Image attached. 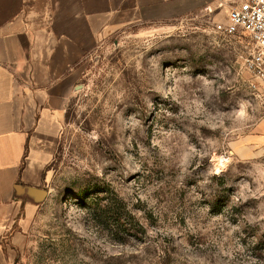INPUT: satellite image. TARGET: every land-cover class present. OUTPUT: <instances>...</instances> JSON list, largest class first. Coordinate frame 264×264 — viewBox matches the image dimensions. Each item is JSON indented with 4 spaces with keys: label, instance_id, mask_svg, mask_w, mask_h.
<instances>
[{
    "label": "rangeland",
    "instance_id": "rangeland-1",
    "mask_svg": "<svg viewBox=\"0 0 264 264\" xmlns=\"http://www.w3.org/2000/svg\"><path fill=\"white\" fill-rule=\"evenodd\" d=\"M228 11L120 27L82 59L18 264H264V82L250 39L216 33Z\"/></svg>",
    "mask_w": 264,
    "mask_h": 264
},
{
    "label": "crops",
    "instance_id": "crops-1",
    "mask_svg": "<svg viewBox=\"0 0 264 264\" xmlns=\"http://www.w3.org/2000/svg\"><path fill=\"white\" fill-rule=\"evenodd\" d=\"M234 1L243 0H0V264H18L27 233L16 224L49 196L82 59L120 27Z\"/></svg>",
    "mask_w": 264,
    "mask_h": 264
},
{
    "label": "built area",
    "instance_id": "built-area-1",
    "mask_svg": "<svg viewBox=\"0 0 264 264\" xmlns=\"http://www.w3.org/2000/svg\"><path fill=\"white\" fill-rule=\"evenodd\" d=\"M224 7L229 9L227 20L216 25V33L250 39L254 51L245 60V70L252 78L264 82V0L220 3V8Z\"/></svg>",
    "mask_w": 264,
    "mask_h": 264
},
{
    "label": "trees",
    "instance_id": "trees-1",
    "mask_svg": "<svg viewBox=\"0 0 264 264\" xmlns=\"http://www.w3.org/2000/svg\"><path fill=\"white\" fill-rule=\"evenodd\" d=\"M126 220V219H125ZM128 220V219H127ZM128 222H130V221H128ZM126 225V224H125Z\"/></svg>",
    "mask_w": 264,
    "mask_h": 264
}]
</instances>
